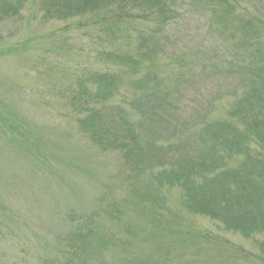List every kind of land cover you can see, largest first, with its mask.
<instances>
[{"label": "trees", "instance_id": "1", "mask_svg": "<svg viewBox=\"0 0 264 264\" xmlns=\"http://www.w3.org/2000/svg\"><path fill=\"white\" fill-rule=\"evenodd\" d=\"M38 1L44 18L58 22L54 31L83 32L118 69H80L64 86L81 132L155 186L180 190L172 207L151 199L156 191L133 188L132 200L165 231L139 229L115 205L101 206L111 222L123 221L117 235L91 212L66 238L59 264H198L199 253L208 255L204 243L224 235L192 228L189 214L254 242L250 250L233 240L238 250L205 263L264 264V0ZM26 2L0 0V20L21 14ZM196 37L197 60L185 51ZM188 102L198 106L197 128L185 119ZM217 102L227 104L224 113H202ZM168 239L190 252L163 244Z\"/></svg>", "mask_w": 264, "mask_h": 264}, {"label": "rangeland", "instance_id": "2", "mask_svg": "<svg viewBox=\"0 0 264 264\" xmlns=\"http://www.w3.org/2000/svg\"><path fill=\"white\" fill-rule=\"evenodd\" d=\"M26 1L21 14L0 20V264H59L66 238L94 211L110 231L120 235L125 230L123 221L118 216L111 222L100 208L104 205H115L118 214L139 229L155 224L165 231L157 223L162 219L147 214L149 207L132 200L133 188H144L149 194L156 191L159 197L151 199L164 198L172 207L180 190L155 186L150 175L122 166L118 152L96 146L81 132L76 110L69 108L64 97V86L74 72L118 69L97 54L102 44L73 29L54 31L58 22L44 18L40 2ZM198 41L191 39L185 50L196 60L199 56L193 48ZM220 103L201 111L217 116L226 110L223 105L227 104ZM197 107L188 102L185 115L194 128ZM129 206L138 212L129 213ZM185 216L184 223L192 228L205 227L224 235L220 242L211 238L204 243L210 256H218L219 251L218 258H226L230 249L238 250L233 240L254 249L251 238L224 232L205 215ZM161 235L162 231L155 236ZM168 240L163 244L171 242L183 253L190 252L189 245ZM199 254L198 264L212 258Z\"/></svg>", "mask_w": 264, "mask_h": 264}]
</instances>
